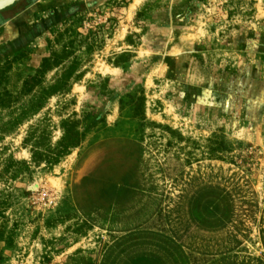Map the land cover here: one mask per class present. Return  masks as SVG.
<instances>
[{
	"label": "rangeland",
	"instance_id": "374dc122",
	"mask_svg": "<svg viewBox=\"0 0 264 264\" xmlns=\"http://www.w3.org/2000/svg\"><path fill=\"white\" fill-rule=\"evenodd\" d=\"M53 53L36 89L63 92L16 124ZM0 87L16 96L0 104V264H129L121 221L149 210L125 207L151 202L121 197L135 176L172 221L229 212L191 240L192 264H264V0H22L0 15ZM65 118L83 122L81 145L35 163L25 139L55 145ZM125 123L144 150L105 139Z\"/></svg>",
	"mask_w": 264,
	"mask_h": 264
},
{
	"label": "crops",
	"instance_id": "0c3cea01",
	"mask_svg": "<svg viewBox=\"0 0 264 264\" xmlns=\"http://www.w3.org/2000/svg\"><path fill=\"white\" fill-rule=\"evenodd\" d=\"M21 1L22 0L16 1L12 5L0 10V15L4 12H7V10L9 9L15 8V6H17ZM121 127L122 131L125 132V134L118 135L115 134V131L113 130L105 134V139L109 137L114 138L125 136L127 138L123 145L125 148L134 146L135 148H139V150H144L141 142L134 141L137 140L135 139V127L127 123H125V125ZM82 160L87 161V163L85 164L86 168L88 162L90 161V158ZM82 169L85 170L84 167ZM131 171L132 169L129 168L127 171H125L123 177H133ZM135 178V182L133 180V182H129L128 179L120 181V187L126 188L124 193H121V197L123 199H128L131 197H134L136 199L139 196L147 197L151 200V202L147 200H145L144 202L143 200H141L140 202L136 201L134 207H125L126 211L134 210L135 213H143L145 211V208L149 210L145 218L140 217L136 219L135 223H131L132 225L124 223L125 221H121L123 222L122 224L120 223V229L126 232V237L131 238V241L129 240L130 246L136 247L134 254L135 259L127 260V263L129 264H192L191 256L194 250H192L190 247L191 240H196L197 237H201L203 230L215 232L216 230L218 231V229H222V226H227L229 224L228 222L225 225L223 223L219 226H213L214 222H210L213 225L209 226L207 224L206 215L201 217V214L199 212H196V208L193 207H189L191 214L190 221H187V223H185V221H183L182 219L184 217L183 215H180L182 218L179 221L177 220L176 216H174L175 221H172L169 217L178 214L173 211H171V213L169 214V209L160 206L159 191H155L152 188L143 189V187H141L139 177L135 176ZM84 179H88V177H85ZM129 180L131 181V179ZM112 185H109L108 188L110 189ZM114 186H116V188L119 187L118 184ZM117 197L118 195H115L114 199H117ZM148 205H151L152 207L148 208ZM192 209L195 210V213L192 212ZM218 217L219 219H222L221 215H218L217 218ZM160 219H162V221H160ZM191 220H193V222ZM132 240L134 241L132 242ZM129 241H127V243ZM197 252L199 253V251ZM185 255L189 258V261L191 263L186 259Z\"/></svg>",
	"mask_w": 264,
	"mask_h": 264
},
{
	"label": "trees",
	"instance_id": "16d2710c",
	"mask_svg": "<svg viewBox=\"0 0 264 264\" xmlns=\"http://www.w3.org/2000/svg\"><path fill=\"white\" fill-rule=\"evenodd\" d=\"M57 53H53V55L46 57L43 59L41 68L37 70V74L30 77L29 81H26L23 85L22 92L31 94V97L26 100L21 106V110L19 113V117L16 119V124L21 123L25 119L33 116L37 112H39L47 103L49 98L58 93L63 92V87L66 85L62 83H56L54 85L40 87L39 89L37 85L40 84L41 80L38 77L42 75L43 71L47 67H53L59 64V57ZM53 56H57L56 59L52 60ZM69 89V88H68ZM66 89V90H68ZM16 98L14 96V92L5 88L0 87V104L9 106L12 105L13 100ZM91 118V114L87 113L85 115V119L88 121ZM11 123V122H10ZM82 121L79 119H72V118H65L61 120V129H62V136L60 140L53 145L49 140V132L43 130L44 133L40 135L39 138L35 139L32 142V132L30 137L25 139V144H30L32 157L35 163H40L41 161H45L46 164L52 166L58 163L63 156L70 153L73 149L79 147L85 138V132L81 131ZM1 130L0 132H2ZM7 131V130H5ZM27 165L26 163H22ZM4 174L9 173L10 171L8 168L3 170ZM6 195L0 192V211L8 206ZM215 214V215H214ZM218 215H221L222 219L217 218ZM207 223L214 222L213 226H219L224 223L227 224L231 221V217L229 216V212L227 211H220L218 214L216 212H210L206 214Z\"/></svg>",
	"mask_w": 264,
	"mask_h": 264
},
{
	"label": "water",
	"instance_id": "95a60500",
	"mask_svg": "<svg viewBox=\"0 0 264 264\" xmlns=\"http://www.w3.org/2000/svg\"><path fill=\"white\" fill-rule=\"evenodd\" d=\"M16 1H19V0H0V10L12 5Z\"/></svg>",
	"mask_w": 264,
	"mask_h": 264
}]
</instances>
